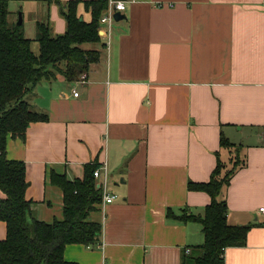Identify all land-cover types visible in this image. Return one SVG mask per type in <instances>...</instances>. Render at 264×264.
<instances>
[{
    "label": "crops",
    "instance_id": "crops-1",
    "mask_svg": "<svg viewBox=\"0 0 264 264\" xmlns=\"http://www.w3.org/2000/svg\"><path fill=\"white\" fill-rule=\"evenodd\" d=\"M66 1L10 0L8 19L16 23L21 12L30 40L37 23L57 36ZM78 13L91 18L82 3ZM120 13L93 47L100 58L85 80L58 74L25 97L48 120L9 138L6 156L25 164L32 215L62 219L52 172L81 179L86 164H106L116 198L88 216L101 224L99 239L67 245L65 260L181 264L202 243L201 224L168 218L166 209L203 213L210 196L187 183L209 180L216 152L234 155L220 148L225 137L243 162L222 192L227 221L251 227L244 246L226 248L224 264H264V0H132Z\"/></svg>",
    "mask_w": 264,
    "mask_h": 264
},
{
    "label": "trees",
    "instance_id": "trees-1",
    "mask_svg": "<svg viewBox=\"0 0 264 264\" xmlns=\"http://www.w3.org/2000/svg\"><path fill=\"white\" fill-rule=\"evenodd\" d=\"M9 1L0 0V221L6 223L5 239L0 240V264H75L66 261L64 249L69 244L91 246L97 243L101 224L88 220L95 205L102 201V188L93 171L97 163L86 164L81 179L69 180L64 174L52 172L51 182L62 191V219L46 223L32 215V202L25 197L28 182L23 161L6 156L9 138L24 139L31 122L47 121L45 113L35 111L26 95L43 80L57 74L66 80H77L91 63L100 58V50L83 44L101 43L99 21L107 8V0H68L62 4L66 30L52 36L45 23H37L35 40L38 54L31 50V40L23 33L22 24L10 22ZM60 3V0H47ZM82 3L90 12L86 21L78 13ZM103 45V44H101ZM220 148L234 155L222 159L216 152V164L206 182L188 181L187 189L202 191L210 203L201 215L186 208L166 209V216L180 222L201 224L203 241L190 253L184 254L181 264H224V252L229 247L246 244L250 225H231L227 221V204L223 190L243 162L237 157L239 146L225 137Z\"/></svg>",
    "mask_w": 264,
    "mask_h": 264
},
{
    "label": "built area",
    "instance_id": "built-area-1",
    "mask_svg": "<svg viewBox=\"0 0 264 264\" xmlns=\"http://www.w3.org/2000/svg\"><path fill=\"white\" fill-rule=\"evenodd\" d=\"M132 0H107V8L103 15L100 18L99 25L102 30V37H109L110 30L112 29V25L115 22L114 15L117 12H123L126 9V6L128 3H130ZM158 6H162L161 4H158ZM81 80L86 79V74L83 73L80 76ZM74 96L78 95V92L76 90H73ZM263 143H264V136H263ZM93 176L96 179H100L98 182V186L102 188V204L111 203L116 198V195L114 193H111L108 191V169L106 164L99 165L96 169L93 171ZM260 211H264V208H260ZM188 249L186 252L188 253Z\"/></svg>",
    "mask_w": 264,
    "mask_h": 264
},
{
    "label": "rangeland",
    "instance_id": "rangeland-1",
    "mask_svg": "<svg viewBox=\"0 0 264 264\" xmlns=\"http://www.w3.org/2000/svg\"><path fill=\"white\" fill-rule=\"evenodd\" d=\"M17 20H18V15H17ZM17 22V21H16ZM116 22H114L113 24H115ZM23 27L26 29V27H25V25H23ZM27 30V29H26ZM26 33H30L29 31H27ZM83 46H85L86 48H93V47H97V46H102L101 45V43H97V44H89V43H87V44H83ZM30 47H31V50H32V52L34 53V54H38V52H39V45H38V42L35 40V38H34V40L32 39L31 40V45H30ZM58 75V74H57ZM47 82H48V80H46ZM3 193H2V191L0 190V196L2 195ZM99 209V204H97V205H95V210L96 209ZM95 210H93V211H95ZM88 220H91L90 218H88ZM91 221H96L95 219L93 220H91ZM97 222L98 223H100L98 220H97Z\"/></svg>",
    "mask_w": 264,
    "mask_h": 264
},
{
    "label": "water",
    "instance_id": "water-1",
    "mask_svg": "<svg viewBox=\"0 0 264 264\" xmlns=\"http://www.w3.org/2000/svg\"><path fill=\"white\" fill-rule=\"evenodd\" d=\"M123 18H124V15L121 14L120 12H117V13H115V15H114V19H115V21H119V20H121V19H123ZM16 23H17V24H22V15H21V12L18 13V20H17Z\"/></svg>",
    "mask_w": 264,
    "mask_h": 264
}]
</instances>
